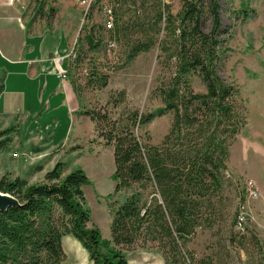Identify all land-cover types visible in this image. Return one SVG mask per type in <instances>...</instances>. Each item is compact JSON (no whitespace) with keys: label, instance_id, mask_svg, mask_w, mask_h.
Returning <instances> with one entry per match:
<instances>
[{"label":"trees","instance_id":"16d2710c","mask_svg":"<svg viewBox=\"0 0 264 264\" xmlns=\"http://www.w3.org/2000/svg\"><path fill=\"white\" fill-rule=\"evenodd\" d=\"M108 1L114 13L109 34L125 48V62L156 46L158 62L168 71L153 90L160 102L153 110L128 109L116 116L104 108L81 112L94 123L103 144L112 146L114 192L124 193L111 207L110 239L91 224L85 172L74 168L63 174L64 163L56 162L39 182L10 174L0 178V191L19 201L0 211V264H61L65 235L81 244L92 264H128L126 251L135 246L154 248L164 264H218V258L197 256L186 246L197 229L217 221L229 149L246 123L239 87L217 74L224 51L218 0H180L175 14L166 0L137 5L130 0L133 15L126 19L129 0ZM84 32L89 50L98 49L104 35L94 26ZM80 61L78 55L75 67ZM193 74L205 91L193 89ZM107 79V73L90 72L86 85L104 87ZM70 84L78 94L79 85L72 79ZM3 88L0 79V94ZM117 97L114 106L123 102L124 92ZM165 113L171 114L169 130L153 144L139 130ZM13 131L11 125L0 130V153L7 150Z\"/></svg>","mask_w":264,"mask_h":264},{"label":"rangeland","instance_id":"374dc122","mask_svg":"<svg viewBox=\"0 0 264 264\" xmlns=\"http://www.w3.org/2000/svg\"><path fill=\"white\" fill-rule=\"evenodd\" d=\"M74 1L80 10L75 42L79 39L73 44L75 56L70 60L68 79L79 85L76 94L79 114L84 109L104 108L116 116L128 109L144 112L157 107L160 102L153 97V90L159 79L168 76V71L158 62L157 47L141 52L128 63L124 59L125 48L117 40L115 50L108 49L103 40L98 49L90 51L83 40L84 30L94 26L99 34L110 36L109 32H104L102 25L103 8L110 6L109 1ZM134 1L137 5L140 0ZM44 2L26 0L25 9L34 13L43 10L45 13L41 15H47L48 7H44L46 10L43 8ZM166 2L170 4L173 14L179 10L180 0ZM218 3L220 29L223 31L220 38L224 51L217 74L239 87L246 109V123L229 149L227 169L216 209L217 221L211 228L197 229L186 246L197 256L211 255L214 259L218 258V264H264V249L261 246L264 243V0H218ZM128 4L130 8V0ZM131 10L126 11L124 19L133 15ZM62 16L67 17L66 10ZM209 27L208 21L205 30L208 31ZM78 55L81 61L75 67L73 61ZM90 72L107 73V85L87 86ZM191 82L196 92L205 91V85L197 74L191 76ZM121 91L124 92V100L114 106L113 99L118 98L117 94ZM35 101L39 103L35 113L39 114L41 123H58L59 119H66L67 125L57 132H42L33 123L30 126L22 123V119L15 118L8 122L0 120V130L10 125L14 128L7 150L0 153V178L10 174L12 177L27 178L29 183L39 182L56 162L64 163L63 174L74 168L82 169L89 179L83 192L91 222L102 233H109L111 207L124 198L122 191L114 192L116 182L113 178L112 146L103 144L88 116L75 115L69 119L60 110L49 114L50 110H47L45 104L46 95H39ZM18 106L31 111L33 109L30 101H27L26 106ZM170 118V113L157 116L139 133L143 135L145 131L150 142L158 144L169 130ZM249 181L253 182L256 197H249L246 192V182ZM241 208L246 216L243 228L239 229L232 224ZM61 244L67 253L61 264H71L70 253L74 250L65 240H61Z\"/></svg>","mask_w":264,"mask_h":264},{"label":"crops","instance_id":"0c3cea01","mask_svg":"<svg viewBox=\"0 0 264 264\" xmlns=\"http://www.w3.org/2000/svg\"><path fill=\"white\" fill-rule=\"evenodd\" d=\"M26 5V0H0V79L4 85L0 94V120L22 119L29 126L35 124L39 131L57 132L66 127L67 120L41 123L39 114L35 113L39 105L35 100L41 94L46 95L49 114L60 110L69 119L84 116L79 114L77 95L68 79L69 54L76 39L80 10L74 0H45L43 8L48 7V14L44 16L43 10L28 12ZM64 10L67 17L62 16ZM54 57H63L61 66L68 71L66 80L58 77ZM27 101L32 102V111L18 106H26ZM102 236L110 239V232ZM64 240L74 250L70 253L71 264H92L87 251L73 236L65 235ZM126 259L128 264H164L157 250L143 247L127 250Z\"/></svg>","mask_w":264,"mask_h":264},{"label":"built area","instance_id":"2783aa9c","mask_svg":"<svg viewBox=\"0 0 264 264\" xmlns=\"http://www.w3.org/2000/svg\"><path fill=\"white\" fill-rule=\"evenodd\" d=\"M113 23H114V13H113V9L111 6H106L103 8V30L104 32L108 33L112 28H113ZM117 41L115 38L111 37V36H104V45L111 50H115L117 48ZM75 56V53L73 52V50H71L69 57L70 59H72ZM62 58L63 57H54V61L55 64L58 68V77L61 80H66L67 79V70L64 69L61 66V62H62ZM16 156V154H14ZM246 192L248 194L249 197H256L257 192L256 189L253 185L252 181L246 182ZM243 208H241V210H239V212L236 215V227L239 229L243 228L244 222H245V211L242 210Z\"/></svg>","mask_w":264,"mask_h":264},{"label":"water","instance_id":"95a60500","mask_svg":"<svg viewBox=\"0 0 264 264\" xmlns=\"http://www.w3.org/2000/svg\"><path fill=\"white\" fill-rule=\"evenodd\" d=\"M19 205V201L13 195L0 191V211H5L8 207Z\"/></svg>","mask_w":264,"mask_h":264}]
</instances>
